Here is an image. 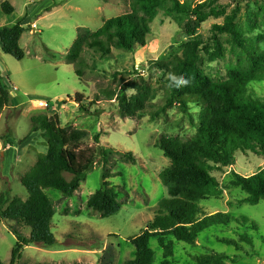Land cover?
<instances>
[{"label":"rangeland","instance_id":"rangeland-1","mask_svg":"<svg viewBox=\"0 0 264 264\" xmlns=\"http://www.w3.org/2000/svg\"><path fill=\"white\" fill-rule=\"evenodd\" d=\"M3 1L14 8L11 15L2 12ZM177 1L195 7L204 0ZM229 3L227 13L238 4L235 24L250 51L264 52V0H229ZM131 11V0H0V28L17 22L25 28L19 40L24 52L22 60L4 54L0 48V71L10 87L12 105L0 116V192L9 188L11 197L25 200L27 193L20 178L30 170L36 157L47 151L40 132L28 136L31 116L57 114L63 127L86 133L81 148L94 147L100 151L93 168L72 197L46 191L54 205L52 232L57 243L50 248L24 247L16 264H103L105 255L114 264L131 260L134 247L130 239L145 230L157 213L158 203L167 197L159 176L169 166V160L157 148L158 141L162 137L186 141L197 132L196 122L202 106L189 103L185 110L176 103L168 106L169 90L164 82L167 75L152 68L153 61L166 62L182 54L181 44L187 38L183 32L187 16L177 14L168 18L159 13L150 26L144 47H136L133 52L113 48L112 58L101 61L93 70L84 71L83 81L64 59L78 28L93 32L106 20ZM222 22L223 17L209 18L200 25L197 34L205 40L211 35V26ZM219 38L224 47L223 58L209 62L202 55L201 67L210 78L226 80L228 69L233 66L245 70L254 68L228 34H221ZM148 68L152 70L147 75ZM142 79L149 86L150 100L143 113L134 117L120 115L113 101L101 92L119 91L126 85L139 84ZM13 86L17 91H13ZM250 88L253 98L264 100V81L253 83ZM76 93L82 94L86 103L98 100L91 114L78 111V103L73 98ZM126 93L130 95L134 90ZM37 102L46 106H37ZM96 135L98 142L94 139ZM262 167L264 158L246 151L235 154L231 168L212 170L211 174L219 182L220 194L199 202L203 212H224L240 219L248 217L261 226L264 236V201L250 205L247 195L230 184L231 172L249 176ZM103 174L108 175L107 180L119 192L121 204V209L108 217L90 213L86 205L88 198L100 188ZM236 227L212 229L200 235L194 245L177 244L173 260L178 264H192L196 254L218 252L239 264H264V239L255 236V246H244L242 251L218 242L223 237L237 239L236 233L240 230H235ZM10 228L29 234V230H22L14 223H0L3 264H10L15 247L16 239ZM154 264H162L158 250Z\"/></svg>","mask_w":264,"mask_h":264},{"label":"trees","instance_id":"trees-1","mask_svg":"<svg viewBox=\"0 0 264 264\" xmlns=\"http://www.w3.org/2000/svg\"><path fill=\"white\" fill-rule=\"evenodd\" d=\"M221 1L225 0H204L193 7L177 0H131L130 13L106 20L96 31L78 28L77 37L64 57L83 81L85 70H93L101 61L112 58L113 48L133 52L136 47H144L150 26L159 13L168 18L177 14L188 18L183 27L187 38L181 44L182 54L166 62L153 61L152 68L167 75L164 82L169 90L168 106L176 103L183 110L189 103L202 106L196 122L197 132L186 141L177 137H162L158 141L157 148L169 160V166L159 176L167 197L158 203L157 213L145 230L130 239L134 257L122 264H154L157 250L162 264H178L173 260L177 244L194 245L200 235L216 228L238 226L235 228L240 230L236 233L237 239H218L219 243L236 251H242L244 246L253 248L255 236L264 239L261 226L248 217L240 219L224 212L206 214L199 206L200 201L220 194V185L211 174L212 170L221 171L234 166L237 152L250 151L264 158V100L253 98L250 93L253 83L264 81V52H251L245 38L239 34L235 24L238 4L227 13L229 0L225 4ZM1 10L6 15L14 12L7 1L1 3ZM220 17L223 22L211 26V35L207 39L197 34L200 25L209 18ZM24 32L20 22L0 28L1 51L17 61L22 60L24 52L19 40ZM221 34L231 37L254 68L245 70L233 66L228 69L226 80L214 81L201 67L202 55L209 62L223 58ZM151 70L148 68L147 75ZM170 74L182 76L188 83L177 86L170 80ZM132 90L134 93L127 95L126 92ZM149 91L144 79L119 91L101 90L107 99L113 101L119 114L127 117L143 113L150 100ZM73 98L78 103V111L85 114H91V108L98 102L86 103L83 95L78 93ZM10 106V87L0 71V116ZM37 132L41 133L47 151L39 154L30 170L20 178L27 198L11 197L9 188L0 192V223L10 222L22 230H29L27 235L10 228L16 239L10 264H16L26 246L50 248L57 243L52 232L54 205L46 191L72 197L100 155L94 147L81 148L86 133L63 127L57 114L31 116L28 136ZM94 139L98 142L99 136ZM5 141L7 143V139ZM103 155H107L106 151ZM231 175L230 184L247 195L248 204L264 201V167L249 176L235 172ZM107 177V174L102 175L100 188L86 203L90 213L103 217L114 215L121 209L119 192ZM104 259L103 264H114L111 257L105 255ZM0 264L3 263L0 261ZM192 264L239 263L225 253L212 252L194 255Z\"/></svg>","mask_w":264,"mask_h":264},{"label":"clouds","instance_id":"clouds-1","mask_svg":"<svg viewBox=\"0 0 264 264\" xmlns=\"http://www.w3.org/2000/svg\"><path fill=\"white\" fill-rule=\"evenodd\" d=\"M170 80L172 82H174L177 86H180V85H186L188 83L187 80H185L182 76L181 77H177L176 75L174 74H170L169 76Z\"/></svg>","mask_w":264,"mask_h":264},{"label":"built area","instance_id":"built-area-1","mask_svg":"<svg viewBox=\"0 0 264 264\" xmlns=\"http://www.w3.org/2000/svg\"><path fill=\"white\" fill-rule=\"evenodd\" d=\"M13 91H17V88L15 86H13ZM37 106H46V104L44 105V103L41 102H37Z\"/></svg>","mask_w":264,"mask_h":264},{"label":"water","instance_id":"water-1","mask_svg":"<svg viewBox=\"0 0 264 264\" xmlns=\"http://www.w3.org/2000/svg\"><path fill=\"white\" fill-rule=\"evenodd\" d=\"M58 105H61V102L60 101L58 102Z\"/></svg>","mask_w":264,"mask_h":264},{"label":"crops","instance_id":"crops-1","mask_svg":"<svg viewBox=\"0 0 264 264\" xmlns=\"http://www.w3.org/2000/svg\"><path fill=\"white\" fill-rule=\"evenodd\" d=\"M1 48V47H0ZM9 109V108H8ZM6 110V109H5Z\"/></svg>","mask_w":264,"mask_h":264}]
</instances>
